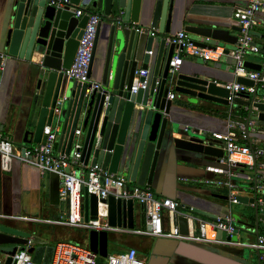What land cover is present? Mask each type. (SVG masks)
<instances>
[{"label":"water","instance_id":"obj_1","mask_svg":"<svg viewBox=\"0 0 264 264\" xmlns=\"http://www.w3.org/2000/svg\"><path fill=\"white\" fill-rule=\"evenodd\" d=\"M68 1L69 4L57 7L45 0H7V9L0 24V52L6 55L4 70L8 61L28 63L36 56L39 58L36 92L32 98L37 123L33 131L24 134L23 144L44 142V127L53 126L54 133L56 128L60 133L58 149L68 156L77 139L75 132L80 131L78 139L82 143L83 166L100 165L109 173H120L128 182L141 187L152 184L160 163L171 149L203 156L208 162L222 158L223 151L214 147L215 143L206 136V132L178 122V116L172 111V101L167 97L175 92L180 100L192 97L226 108L229 106L227 90L206 78L176 73L170 79L169 63L174 46L165 41L155 42L150 57L142 54V36L157 28L160 34H169L173 0H159L154 7L150 3L147 8H144L143 0H94V5L102 2L103 15L93 44L89 78L101 26H105L106 43L101 79L97 82L100 87L89 94L86 93L90 86L88 83L80 84L68 79L66 72L73 62L89 14L87 12V15L77 18L75 13L90 0ZM141 20L146 22L143 27ZM185 31L227 45L237 42V37L228 30L186 27ZM149 48L150 39L145 44V49ZM225 52L228 53L227 50ZM248 67L260 70L259 65ZM142 69L147 71V76L141 79L146 80L147 86L132 94L133 79ZM245 99L248 101L243 103L244 106L259 112L257 117L251 118L264 125V104L254 103L253 97L245 96ZM174 135L179 138H174ZM97 202L95 196L83 192L82 216L85 222L96 218ZM105 202L108 225L133 230V200L109 196ZM239 203L247 204L244 198H240ZM176 211L182 213L180 208ZM260 211L259 208L254 209L255 223L249 225L256 238L259 222L264 227V205L263 213ZM190 216L196 218V212L193 210ZM176 220L180 234L187 235L188 219L177 215ZM237 223L246 226L240 221ZM217 237L224 238V234L217 233ZM28 240L32 246L27 253L32 260L37 264H50L54 247H46L47 241L0 224V245H12L9 251L1 253L12 256L18 246L24 250ZM107 243L106 232H88L87 247L100 258L108 255ZM10 261L8 257L6 264ZM255 264H262L259 252Z\"/></svg>","mask_w":264,"mask_h":264},{"label":"crops","instance_id":"obj_2","mask_svg":"<svg viewBox=\"0 0 264 264\" xmlns=\"http://www.w3.org/2000/svg\"><path fill=\"white\" fill-rule=\"evenodd\" d=\"M158 1L143 0V6L147 8L151 3L152 7H154ZM93 2L94 0H90L79 9L84 13L89 12L102 16V2L96 5ZM173 3V19L169 34H160V30L157 28L155 29L157 33L154 37H151L150 33L142 36V54L148 55L149 51L153 52L157 40L159 42L164 41L165 36L173 35L182 30L185 31L186 27L228 30L232 36L238 39L240 30L231 29H240L237 20L234 18V14L237 10L243 9L246 6L244 0H173ZM7 4V0H0V24L5 15ZM256 21L257 25L252 31V40L260 48V51L263 50L264 52V14L257 15ZM144 25H146V22L141 20V26L143 27ZM104 30L105 26H101L96 57L90 76L91 80L95 82H100L101 79L102 61L106 43ZM185 32L196 44L199 43L205 47H222L224 55L218 61L212 62H203L198 59L184 57L176 73L206 78L223 88L225 84L234 80L248 85L249 81L244 78H236L233 74V60L229 53L235 45L215 42L211 39L191 34L187 31ZM148 39H150V48L146 50L145 44L148 42ZM226 50L228 53L225 52ZM260 53L246 56L244 58L246 66L263 65L264 56ZM148 56L150 57L151 55ZM38 64L39 58L37 56L32 58L28 63L11 60L6 63L4 73L2 74L0 88V136L9 139L17 151L24 146L35 145L23 144L22 141L24 134L27 131H33V126L37 123V114L36 109L32 106V98L36 92V71ZM258 94L260 95L261 93ZM175 95L176 98L171 102V107L173 114L178 116V122L206 132V136L215 143L214 147L221 149L223 157H225L223 143L216 141L212 137V134H225L227 132L226 118L229 108L232 109V114L235 118L243 117L246 114L243 105L247 100L245 96L238 98V101L240 100L241 102L235 100L230 107L224 108L217 104L192 97H185L183 100H180L177 94ZM258 114L259 112L254 111L252 117H257ZM51 128L54 130L53 126ZM56 129L54 152L55 154H62V150L58 149L60 133L58 132V128ZM174 138H179V136L174 135ZM249 138L251 147L264 148V125L260 121H256L255 126L249 130ZM219 159L221 158L208 162L203 156H196L171 149L169 154L160 163L157 174L149 187L157 198L171 199L182 206L192 207L196 212V219L211 220L215 216L231 214L236 221L242 222L244 221L242 218L239 220L240 218H236L233 215L231 209L233 205H229L227 192L224 189L204 186L196 182L204 178H219L205 171L207 166L218 164ZM238 171L240 174L248 175L252 179L255 177L254 172H250L242 165L238 167ZM114 175L125 177L120 173ZM257 177L264 184V170L260 171ZM237 183L242 192L249 196L248 188L251 186L249 180L240 178L237 179ZM59 185L60 181L57 176L53 174L41 176L36 167L13 159L10 171L4 172L0 170V215L24 217L32 220L0 219V223L47 241L46 247L50 246V243L53 242L55 245L66 242L87 248V238L85 237L84 230L44 222L57 220L68 212V203L59 198ZM247 196L243 197L247 202V204L243 205L246 206H248L249 202ZM133 202V230L125 229L128 231L125 233H107L108 240L115 241L121 245V248H119L120 253H124L129 249L136 250L138 255L142 252L146 256L147 260L143 258L146 264L256 263L258 252L252 249L195 244L135 234L134 231L145 230L147 226L142 207L137 202ZM244 224L246 226H244L241 234L246 240L254 242L256 240L255 231L248 224ZM164 228L168 230L166 223ZM190 232H198L195 223L190 226ZM261 235H264V227L259 222L258 236ZM34 247H40V245H35ZM261 255H264V253L259 252V256ZM262 264H264V259L262 260Z\"/></svg>","mask_w":264,"mask_h":264},{"label":"built area","instance_id":"obj_3","mask_svg":"<svg viewBox=\"0 0 264 264\" xmlns=\"http://www.w3.org/2000/svg\"><path fill=\"white\" fill-rule=\"evenodd\" d=\"M40 1V0H38ZM51 6L63 7L69 4L68 0H45ZM246 6L235 12L234 18L237 20L240 34L233 50L229 53L233 60V74L236 78H244L251 82V85H244L234 80L224 85L228 92L226 98L229 107L235 100L243 96L253 97L254 103L264 104V63L260 66L259 71L248 69L244 58L248 55L259 54L260 48L254 44L252 40V31L257 25L256 16L264 14V0H244ZM77 18L84 15L81 9L75 13ZM101 17L94 13L88 14V20L83 29L82 35L78 41V46L74 55L73 62L66 72L68 79L77 83H88L90 86L86 90L89 94L93 90H98L100 85L91 81L89 78V67L92 56L93 44L96 31ZM156 31L150 32L151 37L156 35ZM164 41L168 45L174 46V54L169 63L170 79L178 71L183 62L184 57L194 58L203 62L218 61L224 55L222 47H205L194 43L185 31H179L173 35L164 37ZM263 54L264 53H260ZM148 55H152L149 51ZM264 59V57H263ZM6 55L0 52V88L2 82V74ZM147 76L146 70H139L133 79L130 89L132 94H136L139 90H144L147 86L146 80H141ZM258 93H261L260 95ZM176 93L168 94L167 99L173 101ZM248 101V100H247ZM246 114L243 117L235 118L232 109L227 111L225 134L213 133L212 137L224 145L225 157L218 160V164L207 166L205 171L219 178H204L197 183L204 186H212L224 189L227 192L229 205H239V199L245 195L238 186L237 179L249 180L251 186L248 188L250 193L248 207L259 208L263 210L264 205V184L257 177L260 171L264 170V148L251 147L249 130H251L256 121L252 119L250 107L244 106ZM44 142L34 146H24L20 150H16L13 143L0 136V170L8 172L11 169L12 160H18L21 163L31 165L37 168L41 176L53 174L60 181L58 195L59 198L68 203V212L54 221H44L69 228L106 233H125V229L114 228L108 225V206L105 200L109 196L124 200L131 199L137 202L143 209L146 217L145 230L134 231L135 234L173 239L181 242H193L200 244H209L215 246L242 247L256 250L264 253V235L258 236L254 242H241L240 234L243 232L244 226L235 221L231 214L224 216H215L211 220H200L192 218V207H185L178 202L167 199L157 198L149 186H137L128 182L121 175L109 173L100 165L84 167L81 161L82 143L78 137L80 131H76V141L68 156L64 154H55L54 146L56 134L51 127H44ZM244 166L250 172H254L255 177L252 179L248 175L240 174L238 167ZM83 192L93 195L97 198L96 218L85 222L82 216ZM251 201V202H250ZM177 208L182 213L176 211ZM177 215H183L188 219L189 230L187 235L179 232ZM3 220H24L30 221L24 217H11L0 215ZM165 223L168 230H165ZM197 226V233L190 232V226ZM217 233H223L224 238H218ZM236 237V239H234ZM238 238V239H237ZM21 246L15 250L12 256L0 252V264H6L8 257L11 258L9 264H37L27 253L31 248L30 240L24 246V250H20ZM264 259V255L260 256ZM50 264H101L100 257L91 252L88 247H82L78 244L57 243L53 250V256ZM104 264H146L141 259L138 252L129 249L124 253L108 254Z\"/></svg>","mask_w":264,"mask_h":264},{"label":"rangeland","instance_id":"obj_4","mask_svg":"<svg viewBox=\"0 0 264 264\" xmlns=\"http://www.w3.org/2000/svg\"><path fill=\"white\" fill-rule=\"evenodd\" d=\"M232 209V212H233V215L236 217V218H240L239 220H241V218L244 220L242 222L248 224V225H253L255 223V219H254V208H249L248 206L246 205H243V204H240V205H233L231 207ZM260 214L263 213V211H260L259 212ZM234 218V217H233ZM235 219V218H234ZM236 221V220H235ZM241 237L239 238L241 241H246V242H253V241H250V240H246L243 235L241 234L240 235ZM234 239H236V237H234ZM51 245L50 246H53L55 247V243H50ZM12 245H0V251H9L11 248ZM121 248V245H119L117 242L115 241H111V240H108V243H107V253L108 254H115V253H120V249ZM139 257L141 259H146V256L145 254H143L142 252L139 253ZM143 259V260H144ZM147 260V259H146ZM105 262V258H102L100 260V263L101 264H104Z\"/></svg>","mask_w":264,"mask_h":264},{"label":"trees","instance_id":"obj_5","mask_svg":"<svg viewBox=\"0 0 264 264\" xmlns=\"http://www.w3.org/2000/svg\"><path fill=\"white\" fill-rule=\"evenodd\" d=\"M84 234H85V237L87 238L88 232L87 231H84Z\"/></svg>","mask_w":264,"mask_h":264},{"label":"flooded vegetation","instance_id":"obj_6","mask_svg":"<svg viewBox=\"0 0 264 264\" xmlns=\"http://www.w3.org/2000/svg\"><path fill=\"white\" fill-rule=\"evenodd\" d=\"M1 224V223H0ZM4 225V224H3ZM6 226V225H5Z\"/></svg>","mask_w":264,"mask_h":264}]
</instances>
